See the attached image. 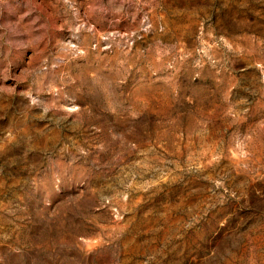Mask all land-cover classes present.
<instances>
[{
  "label": "rangeland",
  "instance_id": "374dc122",
  "mask_svg": "<svg viewBox=\"0 0 264 264\" xmlns=\"http://www.w3.org/2000/svg\"><path fill=\"white\" fill-rule=\"evenodd\" d=\"M0 264H264V0H0Z\"/></svg>",
  "mask_w": 264,
  "mask_h": 264
}]
</instances>
